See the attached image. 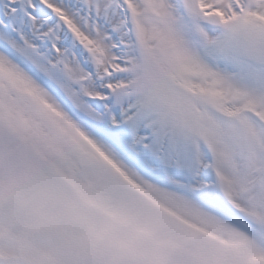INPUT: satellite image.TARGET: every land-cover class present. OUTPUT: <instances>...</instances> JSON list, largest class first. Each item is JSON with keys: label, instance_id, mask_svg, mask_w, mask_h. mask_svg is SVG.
Returning <instances> with one entry per match:
<instances>
[{"label": "snow or ice", "instance_id": "6c2138e0", "mask_svg": "<svg viewBox=\"0 0 264 264\" xmlns=\"http://www.w3.org/2000/svg\"><path fill=\"white\" fill-rule=\"evenodd\" d=\"M0 264H264V0H0Z\"/></svg>", "mask_w": 264, "mask_h": 264}]
</instances>
